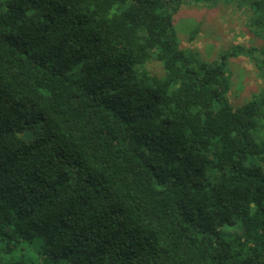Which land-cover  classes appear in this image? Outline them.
<instances>
[{"label": "trees", "instance_id": "1", "mask_svg": "<svg viewBox=\"0 0 264 264\" xmlns=\"http://www.w3.org/2000/svg\"><path fill=\"white\" fill-rule=\"evenodd\" d=\"M186 1L0 0V264H264V44L191 56Z\"/></svg>", "mask_w": 264, "mask_h": 264}, {"label": "rangeland", "instance_id": "2", "mask_svg": "<svg viewBox=\"0 0 264 264\" xmlns=\"http://www.w3.org/2000/svg\"><path fill=\"white\" fill-rule=\"evenodd\" d=\"M246 8L245 5L244 8L242 6L243 10L240 9L236 0L205 5H197L194 1L187 0L174 17L179 46L190 52L191 56L205 62L212 61L218 54L234 46L259 48L264 44V39L255 37L248 28L247 21L254 11H246ZM191 35H194V39L189 41ZM261 35H264V28L261 29ZM228 64L232 84L228 97L233 106H239L264 88V79L259 76L253 62L245 56L231 58ZM147 69L154 74L159 73L156 63L149 64ZM68 76L78 79L81 74L75 69ZM229 237L233 236L228 235ZM29 259L36 262L32 253L24 251L23 254L14 253L11 260L13 263L25 260V264H29Z\"/></svg>", "mask_w": 264, "mask_h": 264}]
</instances>
